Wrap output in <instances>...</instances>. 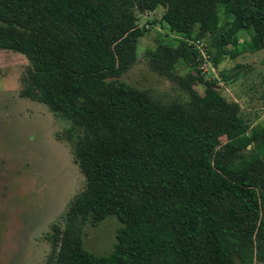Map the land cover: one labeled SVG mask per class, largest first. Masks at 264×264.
Returning <instances> with one entry per match:
<instances>
[{
  "label": "trees",
  "instance_id": "16d2710c",
  "mask_svg": "<svg viewBox=\"0 0 264 264\" xmlns=\"http://www.w3.org/2000/svg\"><path fill=\"white\" fill-rule=\"evenodd\" d=\"M137 8H163L161 25L183 37L147 54L165 75L207 35L216 68L240 55V32L264 47V0H0V51L30 62L20 97L65 124L57 139L86 179L47 234L45 264H264V124L216 80L179 78L187 97L171 104L123 81L146 33ZM109 217L117 242L96 255L83 226Z\"/></svg>",
  "mask_w": 264,
  "mask_h": 264
},
{
  "label": "rangeland",
  "instance_id": "374dc122",
  "mask_svg": "<svg viewBox=\"0 0 264 264\" xmlns=\"http://www.w3.org/2000/svg\"><path fill=\"white\" fill-rule=\"evenodd\" d=\"M163 12V8L153 12L137 8L138 25L146 33L138 42L136 64L122 80L165 104L187 97L179 78L186 79L185 83L189 75L216 80L222 96L240 106L251 126L264 124V47L252 50L250 34L240 32L236 48L240 55L226 57L216 68L208 53L214 37L207 35L187 41L199 52L193 62L182 59L174 76L165 75L147 54L162 45L178 48L183 37L161 25ZM29 66L25 56L0 51V264H45L52 250L47 234L86 187L70 145L57 139L65 124L45 105L20 97L22 77ZM193 88L201 94L205 90L203 85ZM120 226L117 217L98 226L86 222L84 247L96 255H109Z\"/></svg>",
  "mask_w": 264,
  "mask_h": 264
}]
</instances>
